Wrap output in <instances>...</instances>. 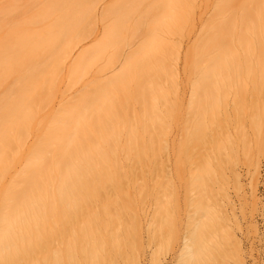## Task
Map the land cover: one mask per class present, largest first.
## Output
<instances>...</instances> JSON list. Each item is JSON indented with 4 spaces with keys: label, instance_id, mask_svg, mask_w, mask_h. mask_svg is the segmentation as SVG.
Segmentation results:
<instances>
[{
    "label": "rangeland",
    "instance_id": "obj_1",
    "mask_svg": "<svg viewBox=\"0 0 264 264\" xmlns=\"http://www.w3.org/2000/svg\"><path fill=\"white\" fill-rule=\"evenodd\" d=\"M72 1H74V0H72ZM72 1H70V2H72ZM76 1H80V0H76ZM76 1H75V3H76ZM86 1H88V0H86ZM242 1H244V0H242ZM261 1L259 4L264 5L263 4L264 0H261ZM30 2H33V0H0V6H3V8L4 7L8 8V10L6 11V8L3 9L2 7H0V9L2 11H5V15L3 13V17L1 16L0 19H3L2 21H5V23H8V24H11L13 22L14 23L18 22L20 24L22 23L24 25V28H26V26H27V29H25V30L21 29L22 32H21L20 28L17 27L20 30V32L24 34V36L30 35V32L33 31V29L35 30V32H37V30L40 29L41 26L44 27L45 24L47 23V22L41 23V19H37V18L35 19L34 15H33V12H36V11H39L38 15L43 14L42 12L44 11V8L48 7V5L46 6L47 0H34V2L32 3L34 10H32V5ZM59 2H61V0H59ZM170 2H171V0H90L87 2L89 7H90L89 11L87 10L86 6H88V5L86 2H85L86 6L82 5L83 6L82 8H80V6H78L81 9V10L80 9L78 10L80 13H81L82 9H86L84 11H86V12L88 11V12L86 13V15L81 14L82 19L79 15V17H80V18H78L79 21L77 20V17H76L77 25H76V22L74 19V22L76 25L75 30L77 29V27L79 28V30L75 31V30L71 29L74 32L72 31V33H69L68 34L69 36L66 35V37L68 36L67 38H69V41L66 44L69 45L71 43L69 48L66 49L67 51H65V49H63L64 46L67 47L66 44L64 43L67 40V38L65 36L61 38L60 42L57 45L55 44L56 49L52 46L53 50H52V48H50V46H49V48L47 46V45L53 44L51 41H49V38L51 37L50 38L51 40H52V38L56 39V38H58L57 36H59V34L55 36L56 38L54 36L49 37V34H48V41H47V39L44 40V41H46V43H44V41H43V43H41L39 41L42 45L47 44L48 42L52 43V44L48 43L46 46L48 49H51L52 51H54V49L57 51V52L55 51V53H57V55L55 54L56 57L58 56V52H61L59 54L61 56L60 57L58 56L61 59V61H60V63H58L59 65L57 67H54V69H57V73H52L51 72L52 69L51 68H50L51 70L47 69L48 67H46V66H47V64L50 65V63H51L50 59L53 58V53H52V51L48 52L47 48L46 49H45V47L43 48L46 50L45 53L48 52V54H46L47 56L50 53L52 54V55L50 54V56L52 58L48 57L50 60V63L44 64L45 68L47 70H50V71H47L46 73L41 72V74L39 75L40 78L37 77V81H39V79H41L43 77V75L46 74V76L52 78V80H53L52 82L54 83L53 88H52V84L50 83L51 85L49 84V86L51 88L47 87V89H44V90H49L48 92H45V93L50 92L49 93L50 96L49 95L46 96L44 93V96L49 97V98H47V99H43L44 97L38 98L39 95L36 97V98H38L37 99L38 105L36 103H34L33 98L31 99V100H33V102L31 100L28 101L23 95L22 99L25 100L24 106L30 107V106L26 105L27 102L30 105H33V103L36 104L35 106L30 107V109H31L30 111L28 109H26V107H25L26 110L23 111L25 113H28V116H29L30 112H33L35 109H37V112H34L35 115L32 116L30 114L32 118H29L30 116L29 117L26 116V117H28L27 118L28 121L24 120L26 118L25 116H24V119H22V120H24L25 123L28 122L29 125L32 124L31 127H33L34 129L33 128L31 129V127L29 126L30 127L29 129H31V130H28V132H25L26 135H25V133L23 134V135H25V137L23 138L24 139V142H23L24 147L21 146L23 139L21 140V138L19 137L21 141L20 142L17 141V142L21 143V145L18 147L19 148L22 147L23 149L21 148L17 152V154H15L16 158L13 157L14 161L12 160L13 161L12 163H10V162H9L10 164L8 163L9 166L6 169L7 171L5 170L6 167H4V170H3L4 172H0V189L2 190V192H3V189H5V187H3V186L9 185L10 190L6 186L5 191L7 192L9 190L8 193H11L14 195L17 194V190L21 188L22 181H23V180L20 181L21 180L20 177H19L20 180L19 179L17 180V177H18L17 175H19L21 173L20 171L22 170L23 166H24L23 170L25 172L26 165H27V164L24 165L23 159H26V161L29 160L28 156L31 153V148L32 149L34 148L33 145H35V143L38 146V142H36V141L38 140L40 135L44 134L43 132L41 133V131L45 130L47 132V130H50V129H46L47 128L46 125L48 126V128H50L52 124H54V123L56 124V122H59V121H56L54 123H51L50 120L51 119L53 121L56 120V118L54 119L53 115H55L58 112L60 113L63 107H65L68 104L70 105V103L71 102L73 103V101H76L78 98H80L79 96L83 95V93H86L85 97L89 98V95L87 96L86 91H88L89 94L92 91L94 93V91L98 89L97 85L104 87V89H105L106 85L104 83H106L108 80L110 82L108 81L107 83L111 84L113 82L112 85H114V83L116 85L117 84L120 85L121 83H125V84H123L124 85L123 88L125 87V85H127L126 87L129 88L128 90L132 91L133 94H135L137 92V93H140V95H141V93H143L142 95L144 96V92H142L143 87L148 89L149 91L146 89H143L144 91L146 90L147 92L146 91L145 92L149 94V96H148V94L145 93L146 95L144 96V98L146 97L147 99H144L143 97H138L140 95H138L136 93L135 97H133L131 95L133 98H130V100L125 102V103H123V101H125L129 97L125 98V100L123 98V101H121L122 98H119L120 95L118 97V95H116L117 93L115 94L119 98V100L117 98L115 99V100H118L117 102L114 100V102H116V106H117L116 112L118 111L120 113L119 114L120 117H121V115L124 117V120L126 121L125 123H124V121L122 122V120H121L122 118L119 119L120 120V123H119V121L117 120L119 118V116L115 115L118 112L117 113L116 112L111 113L112 112L111 106L109 107V109H107V107H106L109 104L105 103V102H107V101L109 102L108 99H110L112 96L110 98H108L109 95L106 94L107 99L104 98V99H106V101L105 100H104L105 102L103 101L105 103L104 108L106 107V109L108 110V112H106V113H109V111H110V113L113 114V116H111V117H113L115 119L113 121L116 124H117L116 120L118 121L120 126H119V124H117V126H119V128H121L120 130L124 129V127H125L124 124H126V128H127V126H131L130 128H133L134 132H136L134 130L136 128L137 129L136 133H133L131 131L129 133L132 136H133V134L139 135L140 139H144L147 142L144 141L145 142L144 143L143 141H141V142H143L141 144H144V145L146 144L145 146H142L139 143L140 139L138 141L133 140L135 138L137 139L138 136L132 137L133 139H131V136H130V140L137 142V144L139 143L138 149L139 150L141 149L140 151H142L143 152L142 154H144L142 157L140 156V154H138L141 157V159L135 158L136 156L133 153V151L135 149H133L131 151L132 152L131 154L127 151V149L125 150L126 147H131V146H127L129 144V142H131V141H129V139L125 137L126 135H124L125 133H127V134H129V133L126 132V130H125V132L122 133L123 137H121V138L119 137V135L123 131L118 133L119 139H118L117 143H119L121 148L123 147L122 149L127 151L130 154V156H128L124 150L123 151L121 150V152H120V150H118L119 153L117 154L115 149H119V148H116L118 146L116 144L115 149L113 148L114 149V155L117 154L115 159H117V163H118L117 165H118L119 169L121 167V170L118 172V175L117 174H115V175H117L118 178L120 179L121 185L119 183L117 186L120 185V187L117 188L116 187L117 183L114 184L115 186H113V185L110 186L109 183H111V182H108V184L104 187L105 190L104 191L102 190L103 192H105V195H108L110 197V199H112L113 201L117 200L116 202H118L117 203L118 205L113 204V205L108 206L109 205L108 204L107 205L108 207H106L107 211L109 212V213H107V215L110 213L115 215V217L117 215V217H116L117 219L115 218L114 222H112L113 221V220H111V217L113 216L112 215L109 219V220H111L112 223L111 224L108 223L107 224V225H109L108 227H106L107 225L103 226V227H106V229L102 227V225H103V223H102V225H100V227L102 229L98 230V228H99L98 227V228H96V230H98V231H96V230H94V227L96 225H94L93 231L89 230L90 234H91V239H93L92 238L93 236L98 238L99 234L105 235L102 237H104L106 241L107 240L111 241V240H113L112 238H115L117 242L115 240H114L115 242L114 241L113 242L118 244V245L116 244V246H118V249L115 247V245H113L114 243L112 241H111L113 243L112 245L110 242L105 243V244H107V247L105 248L104 251H103V248L100 249V250H102V252H100L99 249L95 247L96 249H98L96 251H98L102 254V255H99V256H101V257H99L100 260L98 259L99 262L97 259H95L96 257L92 258L94 254L93 255L91 254L92 257L90 256L89 258H86V259L92 258V261L93 260L96 261L97 264H190L188 262L191 261V260L189 261V260L185 259V256L187 254L190 255L189 254L190 252L189 253L185 252L186 255L184 254L185 256H183L180 254V249H179L180 242H181L180 234L182 233L181 232L182 231L181 230V217H182L181 214H182V208H183V207L181 208V206H182V203H181L182 202V199H181V183L184 180L183 179L184 173L189 174L192 171H194L196 174L203 175L204 169L207 165L204 162V156L202 155L203 151H204V146H206L204 144V138H201L202 136L200 138H198L200 136V133L193 132L192 133L193 135H191V136L193 137L195 135L194 133H196V135L198 137L196 138V136H195V139H192L191 137H189L190 136L189 130L192 128V127L190 128L191 124L193 126V122L195 121V116H197L194 114V112H195L194 108L197 109V106H198V110H197L198 112H199V110L204 111V110H201V108L205 102L203 104L199 103L198 101H196V98L198 99L201 96H203V98H205L204 97L205 95H203L207 92V91L206 92L204 91L205 87H206L205 89H208V92L212 93V90L209 89L210 86H208L209 85L208 83H207L208 85H206L204 83L202 86V87H204L203 91L205 93L201 92L202 91V88H201V85H202L201 81L202 80L197 79L198 75L195 76L196 78L193 77L194 76L193 73H195L194 69H197L198 66H197V68H195L196 67L194 65L195 63L193 64L191 62L194 59V54H195V58L198 59V54L196 53V51L199 52L202 49L199 50L197 48L198 49L197 50L195 48L196 49L195 50L194 47L197 43H199L198 41H199L200 37L204 36L205 38H207L205 36V33L202 34L203 30L205 28H209L211 24H212L211 28L213 26H215L212 22L217 20L216 18H218V15H217L218 11L216 10V7H215V11L217 12L216 13L217 16L215 18L214 17L215 12L213 10L214 9L213 5L215 4V0H182L179 3V6L177 7V9H178L181 6L180 7L181 9H178L180 11V13H178L177 9L173 10V8L171 6H174V5H169ZM250 2H252L251 4H253V1H250ZM258 2H259V0H258ZM34 3H35V5H34ZM48 3L50 4V2H48ZM63 3H64V1L62 2V4L59 3L60 8H61V6L65 5ZM66 3H67V1H66ZM247 3H249V2H247ZM254 3H256V2H254ZM171 4H174V3H171ZM231 4L233 5V3H231ZM26 5H28V8ZM69 5L71 6L72 4H69ZM74 5L75 4H73V6ZM77 5H79V4H77ZM10 6H13V8ZM234 6H237V5H234ZM234 6H232L231 8H233ZM251 6L252 5H250V7ZM255 6H257V5H255ZM25 7L27 8V10ZM84 7H86V8H84ZM67 8H69V7H67ZM75 8H73V9H75ZM145 9H148V11H149V9H150V11L153 10L152 14L150 13L151 15L146 16L148 11ZM171 9L173 12L177 11V15L176 16L174 15L175 17L173 16L175 18V20L172 18L174 21H172L169 18V16H172ZM258 9H260V8H258ZM30 10H32V11H30ZM65 10L66 9H62L60 11V13L62 14V11L64 12ZM144 10L146 11L145 12L146 14H144ZM245 10H246V8H245ZM84 11H83V13H84ZM240 11H242V10H240ZM65 12H64V15L68 16L71 11L70 12H69V10L67 11V12H69V14L67 12L65 14ZM243 12L244 11H242L241 14H238V12H237L238 16L239 15L243 16L244 19H242V17H241L242 22L246 20L245 16L242 15ZM255 12L260 13L257 11V9ZM44 13H46V12H44ZM232 13L235 14L236 12H232ZM245 13H246V11H245ZM250 13H251V11H250ZM252 13L254 15L253 11H252ZM260 14H258V15H260ZM38 15L36 14L35 16H38ZM245 15H247V13ZM63 16L60 15L57 19L61 20V17L64 19L69 18V17L65 18V16L64 17ZM71 16L73 17V13H71ZM261 16H259V17L261 18ZM31 17L32 18L34 17V18L31 19ZM39 17H41V16H39ZM44 17L48 18V20H47V18H44V20L46 19L47 21H49L51 19L50 16H48V15L47 16L45 15ZM246 18H248V17L246 16ZM57 19L52 18L50 20L51 22L54 20V25H53V23H52V25L56 26L58 24V26H56V27L59 29H60L61 25H64L63 30L65 31L66 30L65 29V26H66L65 22L66 21H64V19H62L64 22H62V20L57 22L56 21ZM80 19H81V21H80ZM235 19H237V18H235ZM36 20H37L38 24H37V22H35ZM44 20H42V21H44ZM70 20H72V19H70ZM262 20H263V18H262ZM72 21H70V22L72 23ZM253 21H254L253 19L251 22L246 21L247 22L246 27L248 26V28L249 27L251 28V26H252L251 23ZM78 22H80L79 23L80 26L78 25ZM216 22H218V21H216ZM236 22H237V26L235 25L234 19H233L232 23H234V25L236 27H238L239 25L243 26L245 23L244 22L243 25H242V23H240L238 25L239 19H238V21L236 20ZM40 23L44 24V25H41ZM48 23L51 24L50 22H48ZM114 23H117L119 25V26H117V27H119V29L114 33L112 32L114 34L116 44L114 45V47H112V46L110 47L107 43L106 46H109V48H113V49L110 50L109 48H107L106 50L103 51V49L106 47V46L104 47V44L108 40V38H106V37H107L108 33L111 32V29L114 26V25L112 26V24H114ZM255 23H256V21H255ZM259 23L261 24L262 21L261 22L259 21ZM67 25H69V23H67ZM234 25H232V27ZM263 25H264V23H263ZM13 26H14V24H13ZM13 26H11V27H13ZM18 26H20V25H18ZM34 26H36L37 29ZM229 26H231V24ZM3 27H2V29L4 30L3 33H5V31H6L5 29H7V28H3ZM8 27L11 28L10 25ZM71 27L74 28V26H72V24H71V26L69 25V28H71ZM246 27H244V28L247 29ZM254 27H256V26H254ZM21 28H23V26ZM28 28L31 29L29 34L26 33L27 30L29 31ZM234 28H232V29H234ZM250 28L247 29L246 32H249V30H251ZM256 28L259 30V33L261 35H258L259 33L258 34L255 33V34H257V36H259V37L261 36L260 38H262V41H264V39L262 37L263 31L260 30L261 28H263V26L259 27L260 29L258 27H256ZM41 29H43V28H41ZM212 29H215V28L213 27ZM227 29H228V27H227ZM12 30H13V28H12ZM19 30H18V33H19ZM50 30H51V28L48 31L47 30H44V31L41 30V31L45 32V34L47 32H49V33H52L50 35H54L55 33L53 34V32H52L53 29L51 30V32H50ZM109 30H110V32H109ZM207 30H206V32H207ZM252 30L254 31V29H252ZM69 31H66L65 33H68ZM227 31H229V30H227ZM11 32H13V31H11ZM54 32H58V31H54ZM204 32H205V30H204ZM16 33H15V36H17V37L22 35L21 33H19V34L17 33V35H16ZM60 33H62V32H60ZM228 33H230V32H228ZM249 33L254 34V32H249ZM9 34H11V33H9ZM32 34L30 35L31 37H32ZM35 34L37 35V33H35ZM255 34H254V36L257 37ZM112 35L109 34L108 36L112 37ZM227 35H229V34H227ZM227 35H226V37L228 38ZM230 35L235 37L234 33H233V35H232V33ZM10 36L12 37V34ZM24 36H22V37H24ZM33 36H35V35L33 34ZM40 36H41V34H40ZM231 36H230V38H231ZM254 36L253 37L251 36L253 38L252 41H254V43L251 42V39H249L248 41H250V42H248L246 40L248 37L246 36L247 38L245 39V35L241 37V39H240L241 41H239V42H241V46L246 45L247 47H251V48L253 47V45H255V48H254L255 53H253L255 56L258 54L257 51H259V50H257L258 47L261 48L262 46H258V45L256 46V44H255L256 38H254ZM4 37H7V36H4ZM8 37H9V35H8ZM14 37H12V38H14ZM17 37L14 38L15 40L18 41L17 43H19V41H21L25 38V37L24 38L20 37L18 39H21V40H18ZM31 37L29 39H31ZM259 37H257V38L260 39ZM65 38H66V40H65ZM105 38L107 39L106 41H105ZM1 39H3V35H1ZM14 39H12L11 41H14L12 43L15 46L16 41ZM54 39H53V42L56 43V40H58V39H56L55 41H54ZM110 40H112V39H110ZM113 41H114V39H113ZM147 41L150 43L148 45H151L152 48H153V46L156 47L154 50L155 53L153 52L154 55L152 54V58H153V60L157 61L156 62L157 63V69H156V71L152 70V72H151V70H149L148 66L145 65V62H146L145 60L149 59V58H146V59L143 58L142 59V57H141L144 54L146 55L147 50L150 51L149 46H148V48H147V46L145 47V45H146L145 43ZM3 42H4V40H3ZM61 42L65 45H63ZM111 42L109 41L110 45H111ZM143 42H145V43H143ZM201 42H203V41H201ZM7 43H8V46L11 48V45H9V42H7ZM262 43L263 42H260V44H262ZM41 44H39L40 47H41ZM217 44H218V42H217ZM262 45L264 46V44H262ZM62 46H63V48H62ZM246 46H245V48H246ZM3 47L5 48L4 45H3ZM3 47H1V49L3 50L2 53L4 52V50H6V51L9 50L7 48L4 49ZM21 47H22V45H21ZM203 47H204V45H203ZM205 47H206V44H205ZM222 47L224 49H227V48H225V45H223ZM239 47L236 48V50L237 49L239 50V51L237 50L238 53L243 52V51H241V47H240V49H239ZM231 48H233L232 49L233 51L235 50L234 47H230V49ZM13 49L17 50V47L16 48L13 47ZM13 49H11V50H13ZM41 49H39V51H41ZM261 49H264V47H262ZM204 50H206V49H204ZM44 51H42V52L44 53ZM249 51H250V48L248 49V52ZM262 51H264V50H262ZM104 52H105V54L102 55V53H104ZM9 53H11L10 50H9ZM13 53H15V52H13ZM238 53L236 52V54H238ZM250 53H252V52H250ZM250 53L248 54L249 56H250ZM41 55H44V54H40V56ZM46 55H44V57ZM0 56H2L1 50H0ZM3 56L6 57L5 54ZM34 56H36V54L33 55V57ZM8 57H9V55H8ZM31 57L29 56L30 59H31ZM139 57H141V59L144 61V65L150 71L149 73H151L149 76L150 78L147 80V75H144L145 73L143 74V71L147 72V74H148V70L147 71L145 70L147 68L144 65H143V67H140L142 72L140 71V69L137 71H140L141 75L142 76L144 75V77H145V81L140 82L141 79L143 80L144 78H139L142 76H140V74H138V72L136 71L137 74L139 75V77H137L138 75H136V77L138 78V80L140 79V81H138V82H140L141 84L144 82V84H142V89L139 88L140 83L139 84L137 83V85H138L137 86L136 84H134L135 82L129 80L131 75H130V77H128L129 81L125 80V82H124L122 80V79H125L124 75H126L129 71L123 75L122 79H120L121 78L120 76H122L121 73L126 72L125 67L127 66V64L130 62H131V64H133L134 63L133 60H135L136 58L139 59ZM251 57L252 56H250L249 61H252V64H254L255 58L251 59ZM1 59H4V58H1ZM44 59H46V57ZM196 59H195V62H196ZM47 60H45V61L48 62L49 60L48 61ZM30 61H32V59ZM35 61H34V63H35ZM45 61H43V62H45ZM40 62H39V64H40ZM53 62L54 61H52V63ZM149 62H146V63H149ZM193 62H194V60H193ZM248 62H246V64ZM257 62L259 64V61H257ZM32 63L27 62V66H29ZM151 63H153V62L151 61ZM35 64H32V66L37 68L38 66H35ZM136 64L138 65L140 63L136 62L134 65H136ZM154 64H155V62H154ZM154 64H152V65L154 68H156V66H154ZM191 64L195 67L192 68ZM252 64L250 65V67H252L251 68V70H252L251 74L253 73L254 77L252 75H251L252 77L245 76V77H247V79H245L244 76L241 77L240 74H238L239 75L238 78L240 80V83H237V82L232 83V82H230L232 79H230L229 81L226 79L227 82L231 83V84L230 83H227V84H229V86H232V87L230 88V90H227V94H224V95H227L225 101L224 102L218 101V103H220V105L217 103V105H219L217 107H219V108L217 110L215 108L216 113L213 112L214 113V114L212 113L213 115L208 116L209 112H207L208 111L207 110L206 111L207 115L205 114L207 119L205 118L204 120H202L201 118H199V119H201L202 125L204 124V122H205V124H207L206 126H208V128L205 131H208V132H209L210 127L221 125L219 128L220 129L219 130L220 132L218 133L219 135L217 136L218 138H217V143H216V149H217L216 155H215L216 157L211 160V164H210L211 167L207 165V167L210 168V171L203 176L204 178H203V180L201 179L200 182L203 181V183H204V181L206 180L208 187L213 188V189H218L219 188L218 185L221 182L220 181L221 178H223L225 173H227V175H229V171L231 170V168L234 165H242L244 169H247V168L251 169V168H253V167H251L253 164L260 163V165H261L260 174H259V182L260 183L258 185V191H257L258 196L257 197L259 198V200L261 202L260 206H263L264 205V72L261 71L260 67H259L260 71H258L256 69L258 67L255 68V65H252ZM37 65H38V63H37ZM56 65L57 64L55 62V66ZM204 65L201 64V66H204ZM2 66L4 67L5 65L2 64ZM2 66H0V68H2ZM32 66L30 68H32ZM244 66H246V65L244 64ZM262 66H264V65H261V67ZM138 67H139V65H138ZM39 68H40V66H39ZM124 68H125V71H124ZM128 68L130 69V67H128ZM133 68H132V70H135V68L134 69ZM142 68H144V70H142ZM154 68H151V69H154ZM203 68H205V67H203ZM236 68L234 66L235 71H236ZM244 68L246 69V67H243V65L239 66L238 70L240 72L238 70L237 71L239 73H241V70L242 69L244 70ZM4 69L7 70V67L3 68V70ZM10 69L11 68H9V70ZM136 69H138V68H136ZM6 70H4L5 74L8 73V72H6ZM16 70H18V69H16ZM132 70H130V72ZM10 71H12V70H10ZM254 71H256V74H254ZM257 71L262 72V73L261 74L259 73V75H258ZM263 71H264V69H263ZM133 72L134 71H132V74H133ZM136 72H135V74H136ZM244 72H242V73H244ZM0 73L2 74L1 69H0ZM247 73L249 74V71ZM118 74H119V77L117 76ZM135 74L132 76L135 77ZM21 75H22V73H21ZM128 75L129 74H127V76ZM256 75H257V77H256ZM260 75H262L261 79L259 78ZM9 76H11V75H9ZM9 76H7L6 80L5 79L2 80L1 79L2 76H0V79H1L0 80V83H1L0 98L3 94H5L4 92L6 89H8V88L11 89V87H9V86H11L13 83L15 85H18L17 82L19 79H20V82L24 83L25 85L29 84L31 82L30 86L33 85L32 82H37V81H33L34 78L31 76H29L30 78L28 79V77H23V76L21 77L20 74H16V76L13 75V77L15 76L13 80H16V77H19V76L21 78H18L17 81L12 82L11 79L13 77L11 76V78H9ZM114 76H117V79H120V81L118 83L116 82L118 80H113ZM240 77L243 79H241ZM3 78H5V76H3ZM111 78H113V79L111 80ZM131 78H132V80H134L133 77H131ZM218 79H220V78L218 77ZM195 80H198L200 82L197 83V82H195ZM239 80L236 79L235 81H239ZM242 80H244V81H242ZM3 81H5V82H3ZM126 81L130 82V84H128ZM215 81H217L216 84L219 85L220 82L217 80V78ZM215 81H213L214 84H215ZM2 82H3V85H2ZM213 82H212V84H213ZM6 83H7V85H6ZM37 83H35V84H37ZM96 83H97V85H96ZM223 83H226L224 79H223L222 84ZM21 84H20V86H21ZM94 84L96 85V87L93 86ZM15 85H13L12 87H14ZM45 85L46 84H44V87H45ZM210 85H211V83H210ZM20 86H17V87H20ZM22 86H23V84H22ZM27 86H29V85H27ZM41 86H40V88H41ZM91 86H93L97 89L94 90L93 87L91 89H89ZM136 86L138 88H136ZM109 87H111V86H109ZM113 87L114 88H116V87L120 88L119 86H116V87L113 86ZM113 87H111L109 89L110 90L114 89ZM195 87H196V90H195ZM211 87L215 88L214 85ZM216 87H217V85H216ZM226 87H225L224 91L229 88L228 85ZM107 88H108V85H107ZM198 88H199L198 91L202 93V94L199 93V96L201 94L200 97L197 95L198 94V91H197ZM221 88H223V87L221 86ZM240 88H242V89H240ZM14 89L16 90V87ZM17 89H19V88H17ZM28 89H27V91H28ZM42 89H43V87H42ZM101 89H103V88H101ZM101 89H98V91ZM137 89H139V90L141 89V92H139ZM8 90L6 93L7 96H8ZM13 90H12V92H9V93H13L14 92ZM20 90H21V88H20ZM25 90H24V92H25ZM106 90H108V89H106ZM114 90H116V89H114ZM216 90L217 89H215V91ZM234 90L235 91L237 90V91L235 92ZM30 91H31V88H30ZM98 91H97V93H98ZM120 91L118 90V93ZM127 91H125V92H127ZM195 91H197V92H195ZM32 92L33 91L30 92L32 94V96L31 95L30 96L35 97V95H33ZM37 92H38V90H37ZM40 92L42 93L44 91H40ZM97 93L96 94L94 93V95L93 94L92 95L95 97H97L98 95L100 96V94L97 95ZM106 93H107V91H106ZM195 93H197V94H195ZM18 94L19 93H17V96H18ZM25 94H26L25 96H27V93H25ZM104 94L105 93L103 91L102 96L98 97L97 99H95V97H92V95H91L92 100L91 99L90 100L91 101H93L94 99L99 100L101 97L106 96ZM111 94H113V93L110 91V95ZM122 94H124V93H122ZM14 95H16V94H14ZM206 95H207V93H206ZM13 96L12 97L10 96L12 99L15 98L13 101H15L16 99L18 100L17 97H13ZM40 96H41V94H40ZM164 96H165V98H164ZM8 97H5V98L8 99ZM124 97H125V94H124ZM5 98H4V100H5ZM36 98H34V99L36 100ZM113 98H115V97H112V100H113ZM206 98H207V96H206ZM139 99L143 102H141ZM1 100H2V98H1ZM4 100H2V101H4ZM95 100H94V102L91 103L92 105H94V107H96L95 103L98 102ZM101 100H103V98H101L100 101L97 103V104L100 103V105L97 106L96 108H93V106L90 104L92 107V111L88 110L89 108H91V107H89L86 110V111H88L86 114H90L89 112L96 111L95 109H98V110L100 109L99 112L105 114L106 109L102 108L104 112H102V109H101V105L103 104V102L101 104ZM203 100L204 99H202V101ZM146 102H148L147 103L148 105H145ZM196 102L202 105L201 108H200V105H196V106L193 105ZM109 103H113V101L111 102V100H110ZM143 103H145V104H143ZM73 104L70 106H73ZM24 106L22 107V109L24 108ZM235 106L240 107V110L238 108L239 111L237 113H232V109H235L234 108ZM146 107H148V108L146 109ZM192 107H193L194 111H192V109H191ZM204 107H205V105H204ZM66 108H67V106H66ZM71 108H69V109H71ZM9 109L10 110H8V108H6V107H4L3 109H0V117L3 118L0 120V126L2 125V122H4V120L10 119V118L13 119V117H16L15 119L17 120L20 117L21 114H18L17 112H15V113H17V114H15L14 110H11V108H9ZM115 109L113 111H115ZM63 110H65V109H63ZM25 113L24 114L22 113V114L25 115ZM202 113L204 114V112H202ZM202 113H201V115H202ZM86 114L83 115V120L85 118H87L85 116ZM93 114L95 117V113H93ZM18 115H19V117L17 118ZM105 115L107 116L108 114H105ZM228 115H229V118H227ZM90 116H93L92 113L90 114ZM94 117H93V119H94ZM102 117H104V116H102ZM115 117H118V118L116 119ZM201 117H203V116H201ZM95 118H97V116ZM110 118H108V119H110ZM113 118H111V119H113ZM12 119H10V120H12ZM15 119L11 122L15 123ZM57 119H58V116H57ZM97 119H96V122L98 121ZM199 119H197V120H199ZM105 121H106V118H105ZM24 122L17 123V121H16L15 124L14 123L11 124L10 122L9 123L11 125H18V124H22ZM84 122H85V124H88L86 121H84ZM90 122H91V119H90ZM107 122L109 123V120ZM107 122L105 123L103 120L102 124H108ZM208 122H211V123H208ZM9 123H8V125H9ZM92 123H93V121H92ZM115 123L113 125H115ZM96 124L93 125L94 127L92 130L97 128L98 122ZM111 124H112V122H111ZM111 124H108L109 127H107V128L112 131V129H111L112 127L110 126ZM38 125L40 128H38ZM204 126H203V128H204ZM11 127L9 125V129H11L13 131V129ZM22 127H23V124H22ZM42 127H43V129H41ZM104 127H106V125H104ZM116 127L113 130H115ZM3 128L0 127V130L2 129V132L4 130ZM13 128H14V130L16 129L15 127H13ZM20 128H18V130L21 132ZM23 128H27V127L24 126ZM84 128H85V125H84ZM188 128H189V130H188ZM18 130H17V132L16 131L15 132L18 133ZM191 130H193V129H191ZM198 130H197V132H198ZM87 131L88 132H86V133H89L87 135H89L90 137L94 136V133H97L94 131H89V129H87ZM97 131H99V128H97ZM127 131H129V129ZM208 132H206V133H208ZM16 133L14 134V131H13L14 136L16 135ZM50 133H51V131H49V134ZM13 134H11V135L9 134V135L12 136ZM201 134H202V131H201ZM203 134L205 135V133H203ZM6 136L8 137V135H6ZM46 136H48V135H46ZM88 137H86V138H88ZM99 137L103 141L101 135ZM106 137H110V136H106ZM4 138H5V136H4ZM4 138L2 137L1 139H4ZM92 138L93 137H91V139ZM97 138L95 140L94 139H92V140H94V142H95L97 140ZM103 138H104V135H103ZM9 139H10V137H9ZM14 139H16V137H14ZM18 139H16V140H18ZM91 139H89V141H91ZM127 139L129 141L128 143L126 142ZM108 140H111V138L107 139L106 141H108ZM1 141H3V140H0V143H2ZM7 141L9 142L10 140H7ZM112 141H114V143L116 142L115 140H111L110 143ZM4 142H6V139H4ZM4 142L2 143L3 146L5 145ZM7 143H6V145H7ZM18 143H15V144H18ZM10 144H11V146L13 145L11 142H10ZM102 144H104V142ZM108 144L109 143H107V145H105V146L106 147L109 146ZM113 145L114 144L112 142L111 146L113 147ZM130 145H131V143H130ZM136 145L135 146L133 145V146L136 147ZM5 146H4V148L10 147V146L5 147ZM0 147L2 148V146H0ZM16 147H15V149H17ZM1 148H0V150H1ZM35 148H36V146H35ZM110 148L111 147L109 146L108 149H110ZM2 150H3V148H2ZM2 150L0 152H2ZM9 150H11V149L9 148ZM111 151H113L112 148H111ZM135 151H137V149ZM140 151H137V152L141 153ZM6 152H7V150H6ZM11 152H13V150ZM11 152H9V153H11ZM115 152H116V154H115ZM12 154H8V155H12ZM110 154L112 155L113 153H110ZM132 154L134 156L133 158L131 156ZM138 155H137V157H138ZM2 157H4V156H2ZM9 158H12V157L10 156ZM115 159L113 158V161ZM2 160L7 161L8 159L6 157V159L2 158ZM9 161H10V159H9ZM194 161H196L198 167L196 168V170L195 169L191 170L192 163ZM5 163L3 161L4 165L7 164V163L6 164ZM113 164H114V162H113ZM219 165H221L222 168H220ZM1 167H3V166H1ZM111 167H112V165H111ZM115 167H116V169L118 168L117 166H115ZM111 169H109V170H111ZM114 170H113V173L116 172ZM24 172H22V173H24ZM20 175H22V174H20ZM190 176H191V174L188 175V181H191ZM13 178H14V180H12ZM13 182H14V185L16 184V186L17 187L19 186L20 188L13 186V184H12ZM248 182L250 183V179L248 176L242 177V181H241V183L243 185L242 190L247 192V196L251 198V196L249 194L250 193V190H249L250 186H248L250 184ZM12 186L16 187L17 189H14ZM228 187L230 188L229 190L231 192H233L234 186H233L232 178L229 179ZM11 189L13 191H11ZM14 190H16V191H14ZM198 190H199L198 198L200 199V202H201L199 208L206 215L204 220L207 222V224L210 222V220L215 222V220L218 219L216 217L217 216V214L215 213L216 211L213 209L211 212H209V210H211V209L206 207V204H205L206 202H204V200H205L204 199L205 198L204 186H202ZM103 192H101V193H103ZM231 194L234 195V192ZM108 196H106L107 199H108ZM3 197H4V193H3ZM2 200L4 201V198L3 199L1 198L0 202ZM96 200L92 204L87 206L86 212L90 215L89 217H92L93 215L97 214L96 218L98 219V217H99L98 214L100 213L99 211L101 210L100 209L101 208L100 207V201L101 200L100 201H98V199H96ZM110 201L111 200H109L108 203ZM112 202H111V204H112ZM202 202H203V204H202ZM252 202L253 201H251L250 199H248V201H247L248 204L246 205V208H245V213L247 216H249L250 212L253 211V209L251 207ZM102 203L104 204V201ZM103 204H102V206H103ZM0 205H1V203H0ZM104 206H105V204H104ZM115 206L116 207L119 206V207L116 208ZM115 208H116V210H115ZM84 211H85V209H84ZM83 218L84 217H81V219H83ZM81 219H79V220H81ZM85 219H87V218H84V220ZM93 219H95L94 216H93ZM103 219L104 218H102V221H104ZM107 220H108V218H107ZM76 221H77V219H76ZM83 222L84 221H82V223ZM86 222H87V220H86ZM86 222L81 224V222H78V221L75 223H71V221H70V222H67L68 224H65L63 222L64 224H61V223L57 224L56 223L53 225L51 223L50 229H54L56 235L53 234L52 237L49 239L46 238V237H48L49 234H51L48 232L50 230L49 226H47V224L45 223V226H44L45 228L42 227L43 228L42 230L46 229L45 232H48V233L45 234V232H44L42 234L41 226H43V224L39 225V228H38L39 231L41 232L42 235L45 234V237L39 236V238H41V239L45 238L42 240L40 239L41 243L39 242L40 240H38L39 244H41V246H40L41 248H39V246H38L39 244L38 245L36 244L39 249L37 250V248L34 247L36 249L35 250L32 247L34 242L32 244H27L28 245L27 247H30L31 250L33 249V251H30V249L28 248L29 249L28 254L24 255L22 253L20 255L21 256L20 258L17 257V260L14 258L15 261L12 264H48V262L50 261L49 256H48L50 252L47 253L48 250H50L51 252H54L53 253V254H55L54 258L56 257V253H58V254L62 253V255H63L62 257H64V258H60L61 256H59V262H61L62 261L61 259H63V261L65 260V262L63 263V261H62V263L68 264V262L70 260L68 262H66L67 257L65 256L66 254L64 252H65V249L68 248L67 247L69 244L68 242L71 243L70 245H72L74 243V242L72 243V241H70L69 238H70V236H72V233L74 235V230L76 231L80 227H82L84 224L86 225ZM244 222H245V225H244L245 227H244V233L242 234V236L238 235L240 233L237 231V229L235 231V228H233L234 230L231 228L233 231L224 229V230H222V232H219V233L217 232V234H214L215 235L214 238H213L212 234H210L211 235L210 237H212V238H207L206 240L204 239L206 242H210V243L212 240L211 244L209 243L208 246L206 245V247H211V249H212V250H210L211 252H209L211 257L203 256V257H206L209 259L211 258V260L208 262L209 264H264V221L262 220V218H260V220H258L257 223L253 224V225L250 222L249 223L246 221H244ZM99 223L100 222H98V224L97 223L96 224L99 226ZM21 224H23V223H21ZM27 224L28 223H26V226L29 227L30 224L29 225H27ZM24 225L25 224H23L22 226H24ZM88 225L90 226L89 228H91L93 226V225L91 226L89 223H88ZM31 226H32V224H31ZM31 228H33V227H31ZM86 228H87V225H86ZM26 229H28V228H26ZM58 229L62 232H60V231L58 232ZM71 231H73V232H71ZM86 231H87V229H86ZM28 233H32V232L29 231ZM235 233H236V235H235ZM75 235L76 236L78 235L77 236L78 238L75 236L77 239H80L79 237L82 236V235L79 236L80 235L79 233H75ZM232 236H235L236 238L240 237L242 242L240 241L241 246L239 245V248L241 249V251H239L240 249H237L238 247L236 248V246H238L237 245L238 243L234 244L235 239L233 240ZM72 237H74V236H72ZM88 237L89 236H87V239H88ZM102 237L100 238L101 240H99L100 242L102 241ZM206 237L207 236L202 237V238H206ZM91 239L89 238V241H85V240L84 241L90 242ZM82 240L83 239H81V241ZM105 240H103L102 243ZM74 241H76V239ZM81 241H79V242H81ZM36 242H37V240H36ZM85 242H84V244H85ZM100 242H99V245L101 244ZM93 243L98 245L96 243V241ZM235 243H236V241H235ZM75 244H77V243H75ZM105 244L103 243L102 247H104ZM119 244H120V246H119ZM205 244H207V243H205ZM70 245H69V247H70ZM77 245H75V247L76 246L77 247L74 250L78 249L79 243ZM81 245H80V247H81ZM96 245H94V246H96ZM202 246H203V244H202ZM95 248H93V250ZM204 248H205V245H204L203 249ZM208 249H210V248H208ZM68 250H70V249H68ZM187 250L193 252L192 250H189V249H187ZM203 251L205 253L206 248ZM203 251H202V253H203ZM207 251H209V250H207ZM66 253H67V251H66ZM77 254L78 253H76V256H77ZM95 254H97V253H95ZM51 255H52V253H51ZM80 255H82V253ZM195 255H193V256L195 257ZM204 255H206V253ZM190 256H192V255H190ZM72 257H75V256H72ZM42 258H43V260H42ZM52 258H53V256H51V260H52ZM57 259H58V257H57ZM77 259H79V262L80 261L84 262L86 260V259L80 260V256H79V258L77 256ZM191 259H192V257H191ZM209 259H206V260H209ZM56 261L58 262V260H56ZM73 261H74V259H73ZM86 261L88 264L89 260H86ZM193 261L194 260H192V263H193ZM51 262L52 261H50L49 264ZM55 262L53 264H55ZM59 262H58V264H61Z\"/></svg>",
    "mask_w": 264,
    "mask_h": 264
},
{
    "label": "bare ground",
    "instance_id": "obj_2",
    "mask_svg": "<svg viewBox=\"0 0 264 264\" xmlns=\"http://www.w3.org/2000/svg\"><path fill=\"white\" fill-rule=\"evenodd\" d=\"M64 1V3L63 4H65V5H63V6H61V8H60V4L59 3H61L62 4V2ZM66 1H67V3H66ZM61 0V2H59V0H47V4H46V6L48 5V7H45L44 8V11L41 13L42 15H38L39 13V11H36V12H33V15H34V17H35V19L37 18V19H41V23H48V22H50L51 24H47L50 28H51V30H52V32H53V34L54 35H50V34H52V33H49V32H47L46 34H45V32H43L44 30H49L50 28L45 24V26L43 27V26H41V28H43V29H41L40 27V29H38L37 30V32H35V30L33 29V31H31V29H29V31L27 30L26 31V33H28L29 34V32L31 31L35 36H33V34L30 32V35L32 34V37L30 36V35H25L24 36V34L23 33H21L22 32V30H25V29H27V26H26V28H24V25L21 23H11V24H8V23H5V21H2L3 19H0L1 21V23H0V50H1V54H2V56H0V64L2 63V64H4L5 66L3 67L2 66V64L0 65V66H2V68H0L1 69V72H2V74L0 73V76H2L1 77V79L3 80V79H5L6 80V78H7V76H9V75H11L12 77H13V75H15L16 76V74H20V76L22 77H28V79L30 78L29 76H31V77H33L34 78V80L33 81H37V77L38 78H40L39 77V75L41 74V72L43 73V72H47V71H50L51 69H52V73H57V69H54V67H57L59 64L58 63H60V61H61V59L59 58L61 55H59L61 52H58V56L56 57V55H57V53H55V49H56V45L60 42V40H61V38L62 37H66V35H68L69 33H72V31L73 30H75V28H76V25H77V20L79 21V19L78 18H80L81 17V19H82V15L81 14H84V15H86V13L90 10V7H89V5H88V1H90V0H88V1H86V0H80V1H76V0H74V1H72V0ZM70 1H72V2H70ZM75 1H76V3H75ZM173 1V2H172ZM182 0H171V2L169 3V5H174V6H171L172 8H173V10H176L177 9V7L179 6V3L181 2ZM217 1V2H216ZM247 0H244V1H242V0H215V4L213 5V10H214V12H215V14H214V17L216 18V16L218 15V18H216L217 20L216 21H218V22H216V21H213L212 23L215 25V26H213L215 29H212L211 28V26H212V24L210 25V27L209 28H205L204 30H205V32H204V30H203V33L202 34H204L205 33V36L207 37V38H205L204 36H202V37H200V39H199V43H197L196 45H195V47H194V49L196 48H198L199 50H201V51H196V53L198 54V59H196L195 58V54H194V62H193V60H192V62L191 63H195L194 65L196 66H193L192 64V68L193 67H195V68H197V66H198V68L197 69H194V71H195V73H193V77H195L196 75H198L197 76V79H201L202 81V85H201V88H202V91L201 92H203V93H205L206 91V93H207V95H206V93L205 94H203V95H205L204 97L205 98H203V96H201V92H199L198 90H199V88L197 89V91H198V94L197 93H195V94H197L198 96H199V93H201L200 94V98H196V101H198L199 103H204L203 104V106L201 105V104H199V103H195V104H193L194 106H196V105H200V108H201V106H202V108H201V110H204V111H200L199 110V112L197 111L198 110V106H197V109L196 108H194L195 109V112H194V114L195 115H197V116H195V121L193 122V126H192V124H191V126H190V128L191 129H193V130H189V128H188V130L190 131V136L189 137H191L192 139H195V136H196V138L198 137L197 135H196V133H200V136L198 137V138H200L201 136V138H204V144L206 145V146H204V151H203V156H204V162L208 165V166H210L211 167V160L213 159V158H215L216 156V143H217V136L219 135L218 133L220 132L219 130V128H220V126L221 125H217V126H212V127H210V129H209V132L208 131H205V130H207V128H208V126H206L207 124H205V122H204V124L202 125L201 124V119L202 120H204L205 118L207 119V117H206V115H207V112H209L208 113V116H211V115H213L214 113L213 112H215L216 113V111H215V108H216V110L219 108V107H217V106H219L220 105V103H218V101H220V102H224L225 101V99H226V97H227V95H224V94H227V90H230V88L232 87V86H229V84H227V83H230V82H237V83H240V80H239V78H238V74H240V76L241 77H243L244 76V78L245 79H247V77L248 76H250V77H254V75H253V73L251 74V68L252 67H250V65L252 64V61H249L250 60V56H252L251 57V59L253 58H255V61H254V64H252V65H255V68L256 67H258V68H256L258 71H260L259 70V67L261 68V71L262 72H264L263 71V67L264 66H262L261 67V65H264V51H262V50H264V49H261L262 47H264L262 44H264V41H262V38H260L259 36H257V34L259 33V30L256 28V27H261V26H263V28H259L260 30H262L263 32H262V34H263V39H264V25H263V21H264V5H262V4H259L260 3V1L261 0H259V2H258V0H248L247 2H249V3H247L246 2ZM250 1H253V4H251L252 2H250ZM33 2H34V0H33ZM33 2H30L31 3V5H32V3ZM48 2H50V4L48 3ZM74 2V3H73ZM87 3V5L88 6H86V3ZM178 2V3H177ZM254 2H258L257 4L256 3H254ZM262 2V1H261ZM85 3V4H84ZM171 3H174V4H171ZM231 3H233V5L231 4ZM28 4V3H27ZM69 4H72L71 6L69 5ZM73 4H75L74 6H73ZM77 4H79V5H77ZM228 4V5H227ZM230 4V5H229ZM252 5L251 7H250V5ZM257 5V6H255V5ZM263 4H264V2H263ZM34 5H35V3H34ZM86 6L87 7V12L86 11H84V10H86V9H82V11H81V13L78 11L80 8H82L83 6ZM177 5V6H176ZM216 5V6H215ZM234 5H237V6H234ZM260 5V6H259ZM27 6V8H28V5H26ZM78 6H80V8L78 7ZM232 6H234L233 8H231ZM0 7H2L3 8V6H0ZM10 7H12L13 8V6H10ZM35 7V6H34ZM67 7H69V8H67ZM76 7V8H75ZM78 7V8H77ZM86 7H84V8H86ZM176 7V8H175ZM181 7V6H180ZM178 8V9H181V8ZM215 7H216V10L218 11V13L215 11ZM236 7V8H235ZM239 7V8H238ZM253 7V8H252ZM6 7H4L3 9H5ZM18 8V7H17ZM26 8V7H25ZM27 8H26V10H27ZM71 8V9H70ZM73 8H75V9H73ZM231 8V9H230ZM242 8V9H241ZM245 8H246V10H245ZM252 8V9H251ZM257 9V11L258 12H262L261 14L260 13H257V12H255L256 11V9ZM258 8H260V9H258ZM10 9V8H9ZM30 9V8H29ZM47 9V10H46ZM62 9H66L65 11L67 12L68 10H69V12H70V14H69V12H67L69 15L67 16V15H64V12L62 11V14L60 13V11L62 10ZM177 9V11H178V13H180V11ZM238 9V10H237ZM8 10V8H6V11ZM32 10H34L33 9V5H32ZM32 10H30V11H32ZM81 10V9H80ZM145 10H147L148 11V9H145ZM144 10V14H146L145 11ZM231 10V11H230ZM233 10V11H232ZM240 10H242V11H244L243 13H242V15H244L245 16V21H243L242 22V19H244L243 18V16H238V14H241V12L242 11H240ZM83 11H84V13H83ZM149 11H150V9H149ZM147 12V15L146 16H149V15H151L152 14V12H153V10H151L150 12ZM177 11L175 12H173L172 11V9H171V14H172V16H169V18L172 20V21H174L175 20V16L177 15ZM245 11H246V13H247V15H245L246 13H245ZM250 11H251V13H252V11L254 12V15H253V13L251 14L250 13ZM44 12H46V13H44ZM66 12H65V14H66ZM78 12V13H77ZM232 12H236L235 14L234 13H232ZM237 12H238V14H237ZM240 12V13H239ZM3 13H4V15H5V11H2L1 9H0V17L2 16L3 17ZM7 13V12H6ZM35 13V14H34ZM71 13H73V17L71 16ZM77 13V14H76ZM151 13V14H150ZM216 13H217V15H216ZM256 13V14H255ZM38 15V16H35V15ZM75 14V15H74ZM170 14V15H171ZM237 14V15H236ZM258 14H260V15H258ZM8 15V14H7ZM46 15H48V16H50V18L52 19V18H58L60 15H64L65 16V18L66 17H69L70 19H72V20H70L69 18L67 19H64V18H62L61 17V20L62 19H64V21H66L65 22V24H66V26H65V31L63 30L64 29V25H59L60 26V29L59 28H57L56 26H58V24L56 25V26H53L54 25V20L51 22L50 20L49 21H47L48 20V18L47 17H44V16ZM79 15H80V17H79ZM175 15V16H174ZM249 15V16H248ZM262 15V16H261ZM32 16V15H31ZM39 16H41V17H39ZM63 16V17H64ZM71 16V17H70ZM174 16V17H173ZM239 18H238V17ZM246 16L248 17V18H246ZM259 16H261V18L259 17ZM33 17V18H34ZM39 17V18H38ZM76 17H77V20H76ZM237 18V19H235V18ZM241 17H242V19H241ZM32 17H31V19H33ZM43 18V19H42ZM44 18H47V20L45 19L44 20ZM174 20H173V19ZM250 18V19H249ZM262 18H263V20H262ZM74 19H75V22H76V25H75V22H74ZM81 19H80V21H81ZM233 19H234V23H235V25L237 26V22H236V20L238 21V19H239V22H238V25L240 24V23H242V25H243V23H244V27H246V21H252V19L254 20L252 23H251V30H249V32H254V34L255 33H257V34H255L257 37H259L260 39H258L257 37H255L254 36V34L253 33H249V32H246L247 31V29H249L248 28V26L246 27L247 29H245L243 26H238V27H236L235 25H234V23H232L233 22ZM241 19V20H240ZM248 19V20H247ZM42 20H44V21H42ZM61 20H56L57 22H59V21H61ZM170 20V21H171ZM63 20H62V22H64ZM70 21H72V23L70 22ZM241 21V22H240ZM255 21H256V23H255ZM259 21L261 22L262 21V23L260 24L259 23ZM24 22V21H23ZM35 22H37V20L35 21ZM61 22V23H62ZM74 22V23H73ZM216 22V23H215ZM3 23V24H2ZM40 23V24H41ZM52 23H53V25H52ZM67 23H69V25L71 26V24H72V26H74V28H69V25H67ZM71 23V24H70ZM79 23L80 22H78V25H79ZM167 23V22H166ZM173 23V22H172ZM8 24V25H7ZM13 24H14V26H13ZM20 25V26H18V25ZM37 24H38V22H37ZM231 24V26H229ZM256 24V25H255ZM4 27H3V26ZM10 25V27L11 26H13V27H11V28H9L8 26ZM17 25V26H16ZM23 26V28H21L22 26ZM41 25H44V24H41ZM115 27H114V26ZM226 25V26H225ZM232 25H234L233 27H232ZM261 25V26H260ZM6 26V27H5ZM40 26V25H39ZM63 26V27H62ZM80 26V25H79ZM112 26H113V28L111 29V32H110V30H109V32L110 33H108V35L110 34V35H112L114 32H116L118 29H119V27H117V26H119L117 23H114V24H112ZM254 26H256V27H254ZM2 27L3 28H7V29H5L6 31H5V33H3V29H2ZM20 28V30H21V32H20V30L18 29V28ZM34 27H36V26H34ZM48 27V28H47ZM68 27V28H67ZM221 27V28H220ZM224 29H223V28ZM227 27H228V29H227ZM231 27V28H230ZM235 27V28H234ZM12 28H13V30H12ZM55 28V29H54ZM62 28V29H61ZM117 28V29H116ZM230 28V29H229ZM232 28H234V29H232ZM15 29V30H14ZM36 29H37V27H36ZM57 29V30H56ZM68 29V30H67ZM71 29H73V30H71ZM208 29V30H207ZM232 29V30H231ZM252 29H254V31L252 30ZM256 29V30H255ZM18 30H19V33H21L22 35L21 36H15V33L17 32L18 33ZM41 30H43V31H41ZM51 30H50V32H51ZM61 30V31H60ZM71 32H70V31ZM76 30H79V28L77 27V29ZM75 30V31H76ZM206 30H207V32H206ZM226 30V31H225ZM227 30H229V31H227ZM8 31V32H7ZM11 31H13V32H11ZM41 31V32H40ZM54 31H58V32H54ZM66 31H69L68 33H65ZM234 31V32H233ZM258 31V32H257ZM24 32V31H23ZM40 32V33H39ZM60 32H62V33H60ZM74 32V31H73ZM113 32V33H112ZM227 32V33H226ZM228 32H230V33H228ZM261 32V31H260ZM2 33V34H1ZM9 33H11L12 34V37H17V39L18 38H24L23 40H21V39H18V40H21V41H19V43H17L18 41L17 40H15L14 38H12L10 35L11 34H9ZM17 33H16V35H17ZM18 33V34H19ZM25 33V32H24ZM25 33V34H26ZM35 33H37V35L35 34ZM112 33V34H111ZM226 33V34H225ZM232 33V35H233V33L235 34L234 36L235 37H233V36H231L230 34ZM9 35V37H8V35ZM14 34V35H13ZM39 34V35H38ZM40 34H41V36H40ZM48 34H49V37L50 36H56V35H58L59 34V36H57L58 38H56V39H58V40H56V39H54V38H52V40L49 38V41H51L52 43H50V42H48V43H50V44H52V45H47V44H41V43H43V41L45 40V39H47V41H48ZM65 34V35H64ZM227 34H229V35H227ZM253 37L254 36V38H256V46L258 45V46H262L261 48L260 47H258V49L257 50H259V51H257V55H255L254 56V54L253 53H255L254 52V48H255V45H253V49L251 48V47H247L246 45H244V46H241V42H239V41H241L240 39H241V37L242 36H244L245 35V39L248 41L249 39H251V42L252 43H254V41H252V37L250 36V35ZM253 34V35H252ZM1 35H3V39H1ZM46 35V36H45ZM107 35V37L106 38H108V40L105 38V44H104V47L107 45V43H108V45L111 47H114V45L116 44V41H115V37H114V34L112 35V37L111 36H108ZM226 35L228 36V38L226 37ZM249 35V36H248ZM258 35H261L260 33L258 34ZM4 36H7V37H4ZM22 36H24V37H22ZM29 36V37H28ZM38 36V37H37ZM45 36V37H44ZM69 36V35H68ZM67 36V37H68ZM230 36H231V38H230ZM247 36V37H246ZM28 37V38H27ZM31 37V39H29ZM42 37V38H41ZM66 37V38H67ZM111 37V38H110ZM206 39H204V38ZM6 40H5V39ZM14 39L15 41H16V43H15V46L13 45V43L12 42H14V41H11L12 39ZM40 38V39H39ZM44 38V39H43ZM66 38H65V40H66ZM38 39V40H37ZM53 39H54V41L56 40V43H54L53 42ZM110 39H112V40H110ZM113 39H114V41H113ZM203 39V40H202ZM244 39V40H245ZM3 40H4V42H3ZM10 40V41H9ZM245 40V41H246ZM255 40V39H254ZM41 43H40V42ZM69 41V38H67V40L64 42L65 44L67 43ZM109 41L111 42V45H110V43H109ZM201 41H205L204 43L203 42H201ZM221 41V42H220ZM259 41V42H258ZM7 42H9V45H11V48L8 46V43ZM11 42V43H10ZM63 42V41H62ZM61 42V43H62ZM71 42V41H70ZM217 42H218V44H217ZM224 44H223V43ZM248 42H250V41H248ZM260 42H263L262 44H260ZM4 43V44H3ZM7 43V44H6ZM38 43V44H37ZM44 43H46V41H44ZM143 43H145V42H143ZM226 43V44H225ZM5 46V48H7V49H9L10 51H11V53H9V50L8 51H6V50H4V52L2 53V49H1V47H3V45ZM39 44H41V47L39 46ZM56 44V45H55ZM63 44V43H62ZM61 44V45H62ZM65 44H63V45H65ZM71 44V43H70ZM70 44L69 45H67L66 44V46L67 47H65L64 46V48H63V46H62V48L63 49H65V51H67L66 49H68L69 48V46H70ZM146 45H145V47L147 46V48H148V46L150 47V51L149 50H147V53H146V55L144 54L143 56H141L142 57V59L143 58H149V59H144L146 62H149V63H146L145 62V65L146 66H148V68H149V70H151V72H152V70L153 71H156V69H157V61L156 60H153V58H152V54H153V52H154V50H155V46H153V48L151 47V45H148V44H150L148 41L145 43ZM153 44V43H152ZM200 44V45H199ZM205 44H206V47H205ZM240 44V45H239ZM13 45V46H12ZM21 45H22V47H21ZM48 46V48H49V46H50V48H52V50H53V47L55 48L54 49V51H52L51 49H48L47 48V46ZM203 45H204V47H203ZM223 45H225V48H227V49H224L222 46ZM39 46V47H38ZM53 46V47H52ZM109 46H106L104 49H103V51L104 50H106L107 48H109ZM241 47V51H243V52H239L238 53V51L236 50V48H238V47ZM245 46H246V48H245ZM13 47H17V50H15V49H13ZM45 47V49L47 48V51L48 52H51L52 51V53H53V58L50 56V54L47 56L46 54H48V52L47 53H45L46 52V50L45 49H43ZM230 47H234L235 48V50L233 51L232 49L233 48H231L230 49ZM240 47H239V49H240ZM4 48V47H3ZM4 48V49H5ZM43 50H42V49ZM243 48V49H242ZM245 48V49H244ZM250 48V51L248 52V49ZM257 48V47H256ZM11 49H13V50H11ZM39 49H41V51H39ZM62 49V50H63ZM110 50H112L113 48H109ZM153 49V50H152ZM195 49V50H196ZM197 49V50H198ZM204 49H206V50H204ZM45 50V51H44ZM204 50V51H203ZM42 51H44V53L42 52ZM64 51V50H63ZM13 52H15V53H13ZM17 52V53H16ZM40 52V53H39ZM42 52V53H41ZM57 52V51H56ZM151 52V53H150ZM235 52V53H234ZM236 52L238 53V54H236ZM247 52V53H246ZM250 52H252V53H250ZM260 52V53H259ZM39 53V54H38ZM155 53V52H154ZM232 53V54H231ZM235 55H234V54ZM250 53V56L248 55ZM5 54V56L6 57H4L3 55ZM12 54V55H11ZM36 54V56L38 57H36V56H34L33 57V55H35ZM40 54H44V55H46L45 57H46V59H44L45 57H44V55H41L40 56ZM56 54V55H55ZM103 54H105V52L104 53H102V55ZM148 54V55H147ZM150 54V55H149ZM8 55H9V57H8ZM52 55V54H51ZM55 55V56H54ZM154 55V54H153ZM29 56L31 57V59H32V61H30L31 59L29 58ZM147 56V57H146ZM48 57H50V58H52V59H50L51 60V63H52V61H54L52 64L50 63V60H49V58ZM141 57H139V59L138 58H136L135 60H133L134 61V63L133 64H131V62L130 63H128L127 64V66L128 67H130V69L126 66L125 68H126V72H124V73H121L122 74V76H120L121 78L120 79H122V77H123V75L124 74H126L128 71L130 72V70H132V68L134 67L135 68V70H132V71H134L133 72V74H132V71L129 73H127V74H129L128 76H127V74L126 75H124V78L125 79H122L124 82H125V80H128V77H130V75H131V77H133L134 78V80H132V78L130 79L129 78V80L130 81H133V82H135L134 84H136L137 85V83L139 84L140 82H142V81H145V77H144V75H147V80L150 78L149 76H150V74L151 73H149L150 71L148 70V68L144 65V61L141 59ZM262 57V58H261ZM1 58H4V59H1ZM35 58V59H34ZM42 60H40V59ZM44 60H43V59ZM57 58V59H56ZM151 58V59H150ZM30 59V60H29ZM37 59V60H36ZM49 61H48V60ZM195 59H196V62H195ZM29 60V61H28ZM35 61V63H34V61ZM45 60H47L48 62H46ZM56 60V61H55ZM59 62H58V61ZM137 60V61H136ZM139 60V61H138ZM41 61V62H40ZM43 61H45V62H43ZM143 61V62H142ZM151 61L153 62V63H151ZM249 61V62H248ZM257 61H259V64H258V62ZM27 62H33L32 64H35V66H38L37 68L36 67H33L32 66V64H30L29 66H27ZM39 62H40V64H39ZM55 62H56V66H55ZM140 63V64H138L139 65V67H138V65L136 64V65H134L135 63ZM143 64H142V63ZM154 62H155V64H154ZM246 62H248L247 64H246ZM256 62V63H255ZM15 63V64H14ZM37 63H38V65H37ZM45 63H50V65L49 64H47V66L46 67H48L47 69H50V70H47L46 68H45V66H44V64ZM148 64V65H147ZM152 64H154V66H156V68H154L153 67V65ZM201 64H205L204 66H201ZM244 64L246 65V66H244ZM249 64V65H248ZM44 67H43V66ZM53 67H52V66ZM143 65L147 68V69H145L146 71L148 70V74H147V72H144L143 71V76L141 75V69H140V67H143ZM151 65V66H150ZM235 66V68H236V71L234 70V66ZM243 65V67H246V69L244 68V70L242 71L241 70V73L242 72H244L245 70V72L244 73H239L240 71L238 70V68H239V66H242ZM32 66V68H30ZM39 66H40V68H39ZM151 68H154V69H151ZM5 67H7V70L6 69H4V70H6V72H8V73H6L5 74V71L3 70V68H5ZM144 67V68H145ZM203 67H205V68H203ZM9 68H11L10 70H12V71H10L9 70ZM18 69V70H16V69ZM44 68V69H43ZM125 68H124V71H125ZM133 68V69H134ZM136 68H138V69H136ZM144 68H142V70H144ZM232 68V69H231ZM241 68V67H240ZM248 68V69H247ZM254 68V67H253ZM14 69V70H13ZM21 69V70H20ZM44 71H43V70ZM129 69V70H128ZM140 69V71H137V70H139ZM255 69V70H256ZM9 70V71H8ZM55 72H54V71ZM193 70V69H192ZM197 70V71H196ZM239 72H238V71ZM15 71V72H14ZM18 73H17V72ZM20 71V72H19ZM138 72V74H140V76H142V77H139V75L137 74V72ZM249 71V74L247 73ZM257 71V73H258V75H259V73L261 74L262 72H258ZM13 74H11V73ZM14 72V73H13ZM135 72H136V74H135ZM16 73V74H15ZM21 73H22V75H21ZM135 74V77L134 76H132V75H134ZM244 74V75H243ZM248 74V75H247ZM254 74H256V71H254ZM37 75V76H36ZM136 75H138L137 77H139V78H144L143 80L141 79V81H140V79L138 80V78L136 77ZM252 75V76H251ZM3 76H5V78H3ZM11 76H9V78H11ZM14 76V77H15ZM16 77V80H13L14 79V77L11 79L12 80V82L13 81H17L18 80V78H21V77ZM55 76V75H54ZM118 77H119V74L117 75ZM117 76H114L113 78H111V80L113 79V80H118V81H116L117 83L120 81V79H117ZM127 76V77H126ZM217 76V77H216ZM245 76H247V77H245ZM262 75H260V79L262 78L261 77ZM116 77V78H115ZM217 78V80L220 82H218L219 83V85L218 84H216L217 83V81H215L216 80V78ZM218 77L221 79H218ZM240 77V78H241ZM256 77H257V75H256ZM255 77V78H256ZM36 78V79H35ZM196 78V77H195ZM229 78V79H228ZM0 79V80H1ZM223 79L225 80V82L226 83H223L222 84V82H223ZM229 81L230 79H234L233 81L231 80L230 82H227V80ZM236 79H238L239 81H235ZM241 79H243V78H241ZM128 80V81H129ZM42 81V82H41ZM53 80H52V78L51 77H48V76H46V74H44L43 75V77L41 78V79H39V81H37V82H32L33 83V85L32 86H30L31 84V82L29 83V84H24V83H22V82H20V79L18 80V82H17V84L18 85H15L14 83L11 85V86H9V87H11V89L10 88H8V89H6L5 90V94H3L2 96H1V98H2V100H4V98L5 97H8V99H6L5 98V100L4 101H2L1 100V98H0V100L2 101H0L1 103V105H0V109H3L4 107H6V108H8V110H10L9 108H11V110H14V113L15 112H17L18 114H21L20 115V117H19V115L17 116V120L15 119L16 117H13V119L12 118H10V119H12V120H10V119H7V120H4V122H2V125L0 126L1 128H3L4 130H3V132H2V129L0 130V140H3V141H1L2 143L4 142V139H6V142H4L5 143V145H6V143L8 142L7 140H10L8 143H7V145L6 146H10L9 148L11 149V150H9V148H7L5 145V147L7 148H4V146H3V144L2 143H0V146H2V148H3V150H2V148H1V150H2V152H0V172H4L3 170H4V167H6L5 168V170L7 169V167L9 166L8 165V163L10 162V163H12L13 161H14V159H13V157L14 158H16L15 157V154H17V152L22 148V147H24V145H23V142H24V137H25V135H26V133L25 132H28V130H31L33 127H31V125H29L28 124V122H24V120L25 121H28L27 120V118L29 117V118H32L31 117V115L33 116V115H35L34 114V112H37V109H35L33 112H30V114H29V116H28V113H25V112H23V111H25L26 109H28L29 111L31 110L30 109V107H32V106H35L36 104H37V99L38 98H43V99H47V98H49V97H46L47 95H49L50 96V92L49 93H45V92H48L49 90H44V89H47V87H50L49 86V84L51 83L52 84V88H53V82H52ZM109 81V80H108ZM107 81V82H108ZM138 81H140V82H138ZM213 81H215V84H214V82ZM222 81V82H221ZM242 81H244V80H242ZM3 82H5V81H3ZM3 82H2V85H3ZM11 82V83H12ZM55 82V81H54ZM104 83L105 85H106V88L104 89V87H101V86H98L97 85V83H96V85H97V88L98 89H101V88H103V89H101V90H99L98 91V89L97 88H95L96 87V85L94 84L93 86H95V87H93V86H91L89 89H91L92 87L94 88V90L95 89H97V90H95L94 91V93L96 94L97 93V91H98V93H97V95L98 94H100V96H102V94H103V91H104V95H106V94H108L109 95V97L108 98H110L111 96L112 97H115V98H113V100H112V97L110 98V99H108L109 100V102H110V100H111V102L113 101V103H109L108 101L107 102H105L106 101V97H107V95L105 96V97H101V98H103V100H101V104H102V102L104 101L105 103H108L109 105H107L106 107H107V109H109V107L111 106V113H114V112H116V110H117V106H116V102L119 100V98H122L121 99V101H123V98H124V100H125V98H127V97H129V98H127L125 101H123V103H125V102H127V101H129L130 100V98H133V97H135V94L137 93H135V94H133V92L132 91H130V90H128L129 88H127L126 86L127 85H125V87L123 88V84H125V83H121L120 85L119 84H115L114 83V85H112L113 84V82L111 83V84H109V83ZM110 82V81H109ZM127 82V81H126ZM195 82H200V81H198V80H195ZM212 82H213V84H212ZM9 83V82H8ZM23 84V86H22V84ZM35 83H37V84H35ZM128 84H130V82H127ZM206 84V85H208V86H210V88L209 89H211L212 90V93H210V92H208V89H205L204 87H202L203 86V84ZM208 83V84H207ZM210 83H211V85H210ZM20 84H21V86H20ZM44 84H46L45 85V87H44ZM48 84V85H47ZM50 84V85H51ZM142 84H144V82L142 83ZM142 84L140 83V86H139V88H141L142 89ZM222 84V85H221ZM226 84V85H225ZM231 84V83H230ZM6 85H7V83H6ZM13 85H15L14 87H12ZM27 85H29V86H27ZM35 85V86H34ZM42 85V86H41ZM107 85H108V88H107ZM197 85V84H196ZM215 86V88L213 87H211V86ZM216 85H217V87H216ZM224 85V86H223ZM228 85V89H226L225 91H224V89H225V87ZM0 86H1V83H0ZM17 86H20V87H17ZM26 88H25V87ZM40 86H41V88H40ZM109 86H111V87H113V86H119L120 88H118V87H116V88H114V89H116V90H114V89H109V88H111V87H109ZM138 86V85H137ZM136 86V88H138ZM221 86L223 87V88H221ZM16 87V90L14 89ZM24 87V88H23ZM35 87V88H34ZM39 87V88H38ZM42 87H43V89H42ZM100 87V88H99ZM14 90H13V89ZM17 88H19V89H17ZM20 88H21V90H20ZM29 88V89H28ZM30 88H31V91H33L32 93H33V95H35V97L33 96V97H31L32 96V94L30 93L31 91H30ZM51 88V87H50ZM122 88V89H121ZM200 88V89H201ZM203 88H204V91H203ZM227 88V87H226ZM25 90V92H24V90ZM27 89H28V91H27ZM33 89V90H32ZM106 89H108V90H106ZM126 89V90H125ZM141 89L139 90V89H137L139 92H141ZM143 89H146V88H144L143 87ZM142 89V92H144V96L146 95V94H148V93H146L147 91L146 90H148V89H146L145 91ZM215 89H217L216 91H215ZM240 89H242V88H240ZM7 90H8V96H7ZM12 90L14 91L13 93H9V92H12ZM18 90V91H17ZM35 90V91H34ZM37 90H38V92H37ZM52 90V89H51ZM103 90V91H102ZM107 91V93H106V91ZM118 90L120 91L119 93H118ZM123 90V91H122ZM127 91V92H125V91ZM195 90H196V87H195ZM23 91V92H22ZM40 91H44V92H40ZM91 91V90H90ZM110 91L113 93V94H111L110 95ZM116 91V92H115ZM131 93H130V92ZM149 91V90H148ZM197 91H195V92H197ZM235 91V90H234ZM233 91V92H234ZM237 91V90H236ZM235 91V92H236ZM29 92V93H28ZM87 92V96L89 95V98L88 97H85V94L86 93H83V95L82 96H79L80 98H78L76 101H73V103L71 102L70 103V105H72L73 104V106H70L69 104L68 105H66L67 106V108L69 107V108H71V109H67L66 108V106L65 107H63L62 108V110H61V112L59 113H56L55 115H53V117H54V119L56 118V120H50V122L51 123H54V122H56V121H59V122H56V124L54 123V124H52L51 125V127L50 128H48V126L46 125V129H50V130H47V132L45 131H41V133L43 132L44 134L43 135H40V137L38 138V140L36 141V142H38V146H37V144L35 143V145H33V149L31 148V153L29 154V156H28V158H29V160L28 161H26V159H23L24 161V165H26V169H25V172H24V166L22 167V170L20 171L21 173L20 174H22V175H17L16 177H17V180L19 179L20 180V178H21V180L20 181H22V186H21V188L18 186H16V184L14 185V182L12 183L13 184V186H16L17 188H20V189H18L17 190V194H11V193H8V191L10 190V187H9V185L7 186V185H5V186H3V187H5V189H6V186L9 188V190L6 192L5 191V189H3L2 187V189H3V192H2V190L0 189V197L3 199L4 198V201L2 200L0 203H1V205H0V264H12L14 261H15V259L17 260V257H21L20 255L23 253L24 255H26V254H28V250L30 249V251H33V249L31 250V248L30 247H27L28 245L27 244H32L33 242V245H32V247L34 248H37V250L39 249V248H41L40 246H41V244H39V242L41 243V240L42 239H45V238H39V236L41 237V236H44L45 237V234L46 233H51V234H49L48 235V237H46L47 239H49V238H51L52 237V235L54 234V235H56L55 234V231H54V229H50L51 228V226H50V224L52 223V225L53 224H58V223H61V224H68L67 222H70L71 221V223H75V222H81V224H83L84 222H86V220H87V222H86V225H87V228H86V225L84 226H82V227H80L78 230H74V235H73V233H72V236H74V237H72V236H70V238L72 239H70L69 238V240L70 241H72V245H70L71 243L70 242H68L67 244H68V248L67 249H65V256L68 258H66V262H68L69 260V262H68V264H87V261L86 260H89V262H88V264H97V262L96 261H92V258H95V259H99V257H101V256H99V255H102L100 252H102V250H100V249H102L103 248V251L105 250V248L107 247V244H105V243H107V242H110L111 243V245L116 241V239L115 238H112L113 240H111V241H109V240H105V238L104 237H102V236H105V235H100L99 234V236H98V238L97 237H95V236H93L92 238L93 239H91V234H90V231L89 230H91V231H93V227H94V225H96L95 227H94V230H96V228H98V230L99 229H102L101 227H100V225H102V223H103V225H102V227L104 226V225H107L108 223H112V222H114V220H115V218L117 217V215H116V217H115V215H113V214H108L107 215V213H109L108 211H107V208L106 207H108V206H110V205H118L117 203L118 202H116L117 200H112V199H110V197L108 196V195H105V192H103L105 189H104V187L108 184V182H111V183H109L110 184V186H115L114 184L115 183H117L116 184V187L118 188V187H120V185H121V181H120V179L118 178V172L121 170V167H120V169H119V167H118V163H117V159H115L116 158V156H117V154L119 153V151L118 150H120V152H121V150L123 151L124 149H122L121 148V146L119 145V143H117L118 142V133L119 132H121V131H123V132H121L120 133V135H119V137L121 138V137H123V134L122 133H124L125 132V130H126V132H133V133H136L137 132V129L135 128L134 130L136 131V132H134L133 131V128H130L131 126H127V128H126V124H124V129L123 130H120L121 128H119V126H120V118H122L121 120H122V122L124 121V123L126 122L125 120H124V117L121 115V117H120V113L118 112H116L117 114H115L116 116L118 115L119 116V118L118 117H115L118 121H119V123H118V121L116 120V122H117V124H119V126H117V124L113 121V120H115L113 117H111V116H113V114H111L110 113V111H109V113H106V112H108V110L106 109V107L104 108V102H103V106L101 105V109L102 108H104V109H106L105 110V114H108L107 116L104 114V113H101V112H99V110L98 109H95L96 111H94V112H89L90 114L92 113V115L93 116H90V114H86L88 111H86L89 107H91V103L92 102H94V100L95 99H97L98 97H100L99 95L97 96V97H95V96H93L94 95V93H93V91L89 94L88 93V91H86ZM101 92V93H100ZM124 93L125 94V97H124V94H122V93ZM229 92V91H228ZM17 93H19L18 94V96H17ZM25 93H27V96H25L26 94ZM41 94V96H40V94ZM44 93H45V95L46 96H44ZM117 93V94H116ZM128 93V94H127ZM146 93V94H145ZM210 93V94H209ZM214 93V94H213ZM11 94V95H10ZM14 94H16V95H14ZM93 94V95H92ZM118 95V97H119V95H120V97L118 98L116 95ZM122 94V95H121ZM127 94V95H126ZM138 95H140V93H137ZM143 93H141V95L140 96H138V97H143L144 98V96L142 95ZM5 95V96H4ZM14 95V96H13ZM23 95H24V97L29 101V100H31L32 98H33V100H34V103H36V104H34L33 103V105H30L28 102L26 103V105H28V106H30V107H26V106H24V101L25 100H23L22 99V97H23ZM29 95V96H28ZM31 95V96H30ZM39 95V96H38ZM91 95H92V97H95V99L93 100V101H91L92 100V98H91ZM131 97H130V96ZM164 95V94H163ZM215 95V96H214ZM4 96V97H3ZM13 96V97H17L18 98V100L16 99L15 101H13L15 98H11V97ZM38 96V98H36ZM148 96H149V94H148ZM206 96H207V98H206ZM30 97V98H29ZM46 97V98H45ZM85 97V98H84ZM11 98V99H10ZM34 98H36V100L34 99ZM100 98V99H101ZM104 98H106V99H104ZM118 99V100H115V99ZM149 98V97H148ZM164 98H165V96H164ZM194 98V99H195ZM91 99V100H90ZM100 99L99 100H95V101H100ZM144 99H147L146 97L144 98ZM202 99H204L203 101H202ZM33 100H31L32 102H33ZM114 100L116 101V102H114ZM140 100V99H139ZM30 101V102H31ZM141 101V100H140ZM202 101V102H201ZM98 102H96L95 103V106L97 107V106H99L100 105V103L99 104H97ZM141 102H143V101H141ZM213 102V103H212ZM4 105H3V104ZM77 103V104H76ZM115 103V104H114ZM148 102H146V104L145 103H143V104H145V105H148L147 104ZM217 103L219 104V105H217ZM91 104V105H90ZM38 105V104H37ZM114 105V106H113ZM204 105H205V107H204ZM207 105V106H206ZM24 106V108L22 109V107ZM93 106V108H96V107H94V105H92ZM193 106V107H194ZM25 107H26V109H25ZM193 107L191 108L192 109V111H194L193 110ZM99 108V107H98ZM115 109V111H113L114 109ZM148 107H146V109H147ZM199 108V109H200ZM235 109H232V113H237L239 110H240V107H237V106H235L234 107ZM238 108H239V110H238ZM63 109H65V110H63ZM68 110V111H67ZM70 110V111H69ZM89 111H92V107L91 108H89L88 109ZM208 110V111H207ZM64 111V112H63ZM86 111V112H85ZM207 111V112H206ZM12 112V111H11ZM99 112V113H98ZM102 112H104L103 111V109H102ZM202 112H204V114L202 113V115H201V113ZM206 112V113H205ZM211 112V113H210ZM17 113H15V114H17ZM25 113V115H23V114ZM33 113V114H32ZM93 113H95V117L97 116V118H95L94 117V114ZM199 113V114H198ZM213 113V114H212ZM231 113V112H230ZM60 114V115H59ZM84 114H86L85 116L87 117V118H85L84 120H83V115ZM111 114V115H110ZM206 114V115H205ZM64 115V116H63ZM110 115V116H109ZM114 115V116H115ZM205 115V116H204ZM9 116V115H8ZM24 116L26 117V116H28V117H26L25 119H24ZM57 116H58V119H57ZM89 116V117H88ZM102 116H104V117H102ZM200 116V117H199ZM201 116H203V117H201ZM6 117V116H5ZM4 117V118H5ZM93 117H94V119H93ZM113 118V119H111V118ZM197 117V118H196ZM52 118V117H51ZM61 118V119H60ZM89 118V119H88ZM105 118H106V121H105ZM108 118H110V119H108ZM199 118H201V119H199ZM227 118H229V115H228V117ZM1 119H3V118H1L0 117V120ZM15 119V123H16V121H17V123H21V122H24V123H22L23 124V127L25 126V127H27V128H23L22 127V124H18V125H11V124H13L14 122H11V121H13ZM21 119V120H20ZM22 119H24V120H22ZM60 119V120H59ZM90 119H91V122H90ZM96 119L98 120L97 122H98V126H97V128H99V131H97V128L96 129H94V130H92L93 129V125L94 124H96L97 122H96ZM197 119H199V120H197ZM10 120V121H9ZM19 120V121H18ZM95 120V121H94ZM103 120H104V122L106 123L108 120H109V123L108 124H111V122H112V124L110 125L111 127V129H112V131L110 130V129H108L107 127H109L108 126V124H102L103 123ZM83 121V122H82ZM84 121H86L88 124H85V122ZM92 121H93V123H92ZM143 121V120H142ZM206 121V120H205ZM11 124H10V123ZM82 122V123H81ZM7 123V124H6ZM8 123H9V125H10V127L13 129V131H14V134L17 132V130H18V128H20V130H21V132L18 130V133H16V135L14 136V134H13V131L11 130V129H9V125H8ZM14 123V124H15ZM115 123V125L117 126H115V125H113ZM208 123H211V122H208ZM102 124V125H101ZM199 124V125H198ZM6 125V126H5ZM20 125V126H19ZM84 125H85V128H84ZM90 125V126H89ZM92 125V126H91ZM97 125V124H96ZM95 125V126H96ZM104 125H106V127H104ZM113 125V126H112ZM205 125V126H204ZM3 126V127H2ZM8 126V127H7ZM31 127V129H29L30 127ZM87 126V127H86ZM116 127V131L115 130H113L115 127ZM203 126H204V128H203ZM13 127H15L16 129L14 130V128ZM114 127V128H113ZM203 129H202V128ZM6 128V129H5ZM9 130H8V129ZM38 128H40L39 127V125H38ZM119 128V129H118ZM34 129V128H33ZM41 129H43V127L41 128ZM87 129H89V131H94V132H97V133H94V136H91V137H93L92 139H96L97 137V140L99 141H95L94 142V140H92L91 139V137L89 136V135H87V134H89V133H86V132H88L87 131ZM129 129V131H127ZM199 129V130H198ZM7 130V131H6ZM40 130V129H39ZM120 130V131H119ZM197 130H198V132H197ZM9 131V132H8ZM12 133H11V132ZM16 131V132H15ZM49 131H51V133L49 134ZM85 131V132H84ZM115 131V132H114ZM201 131H202V134L203 133H205V135L203 134H201ZM205 131V132H204ZM5 132V133H4ZM193 132H196V133H194L195 135L192 137L191 135H193L192 133ZM206 132H208V133H206ZM4 135H3V134ZM25 133V135H23ZM39 133V132H38ZM101 133V134H100ZM103 133V134H102ZM132 133V134H133ZM8 135V137L6 136V135ZM11 134H13L12 136H10ZM20 134V135H19ZM40 134V133H39ZM48 135V136H46V135ZM98 134V135H97ZM101 135V137H102V139H103V141L100 139V135ZM3 135V136H2ZM19 135V136H18ZM38 135V134H37ZM51 135V136H50ZM96 135V136H95ZM103 135H104V138H103ZM122 135V136H121ZM124 135H126L125 137L126 138H128L129 139V141H131V142H129L128 141V139L126 140V142L128 143L129 142V144L127 145V146H131V147H126L125 148V150L127 149V151L131 154L132 152V150L133 149H137V151H140L139 149H138V144L140 143V145H142V146H145L144 144H141V143H143L145 140L144 139H140L139 137V135H136V134H133V136L129 133V134H127V133H125ZM129 137H128V136ZM189 135V134H188ZM199 135V134H198ZM4 136H5V138H4ZM16 137V139H18L19 137L21 138V140H22V145H21V143H18L17 141H21L20 140V138L18 139V140H16V139H14V137ZM18 136V137H17ZM23 136V137H22ZM90 138H89V137ZM106 136H110V137H106ZM112 136V137H111ZM115 136V137H114ZM130 136H131V139H133L132 137H137L138 136V138L136 139H133V140H139L140 142L137 144V142H135V141H133V140H130ZM4 138V139H1V138ZM7 137V138H6ZM9 137H10V139H9ZM86 137H88V138H86ZM95 137V138H94ZM12 138V139H11ZM109 138H111V140H115L116 142L114 143V141H112L113 142V147L111 146L112 145V142L110 143V141L111 140H108V141H106L107 139H109ZM116 138V139H115ZM89 139H91V141H89ZM15 141V142H14ZM109 143L108 145L112 148V150L113 151H111V148L110 149H108V147L109 146H105V145H107V143ZM141 141H143V142H141ZM223 141V140H222ZM10 142L13 144L12 146H11V144H10ZM104 142V144H102V143ZM145 142H147V141H145ZM144 142V143H145ZM15 143H18V144H15ZM130 143H131V145H130ZM133 143V144H132ZM116 144L118 145L117 147H116ZM137 144V145H136ZM148 144V143H147ZM15 145V146H14ZM22 146L21 148H19L18 146ZM136 145V147H134V146ZM139 145V146H140ZM17 146V147H16ZM35 146H36V148H35ZM12 147V148H11ZM15 147L17 148V149H15ZM115 147L116 148H119V149H115ZM134 147V148H133ZM108 150H107V149ZM116 150V152H117V154H116V152H115V154L116 155H114V149ZM121 148V149H120ZM130 148V149H129ZM132 148V149H131ZM23 149V148H22ZM0 150V151H1ZM6 150H7V152H6ZM13 150V152H11ZM110 150V151H109ZM124 150V151H125ZM133 151V153H134V155L136 156L135 158H139V159H141V157L144 155V154H142L143 152L142 151H140L141 153H138L137 151ZM5 151V152H4ZM127 151H125L126 153H127V155L128 156H130V154L127 152ZM9 152H11V153H9ZM113 153L112 155L110 154V153ZM12 154V155H8V154ZM125 153V154H126ZM5 154V155H4ZM138 154H140V156L138 155ZM142 154V155H141ZM14 155V156H13ZM114 155V156H113ZM137 155H138V157H137ZM2 156H4V157H2ZM7 157V161L6 160H2V158L3 159H6V157ZM12 157V158H9V157ZM132 156V158L134 157L133 156V154L131 155ZM113 158L115 159L114 161H113ZM9 159H10V161H9ZM13 160V161H12ZM19 160V159H18ZM3 161H4V163L6 164V165H4L3 164ZM113 162H114V164H113ZM9 163V164H10ZM220 164V163H219ZM111 165H112V167H111ZM207 165H206V167H205V169H204V173H203V175H201V174H196L194 171H192L191 173H184L183 174V181H182V183H181V199H182V206H181V208H182V217H181V234H180V240H181V242H180V246H179V249H180V254L181 255H183V256H185L186 254H185V252L186 253H189L190 255H192V256H190V255H186L185 256V259H187V260H191L190 262H188V263H192V260H194L193 261V263L192 264H207L210 260H211V258L209 259V258H206V257H211L210 256V253L209 252H211L210 250H212L211 249V247H206V245L208 246V244L210 243V242H206L205 240L207 239V238H212V237H210L211 235L210 234H212V236H213V238L215 237V235L214 234H217V232L219 233V232H222V230H224V229H226V230H232L233 228H235V231H236V229H237V231L240 233V234H238V235H240V236H242V234L244 233V225H245V222L244 221H246V222H250V223H252V225L253 224H256L257 223V221L258 220H260V218H262V220L264 221V205L263 206H260V204H261V202H260V200H259V198L257 197L258 195H257V191H258V185H259V174H260V167H261V165H260V163H256V164H253L251 167H253V168H247V169H244L243 168V166L242 165H234L232 168H231V170L229 171V175H227V173H225L224 174V176H223V178H221V182L219 183V188L218 189H213V188H210V187H208V185H207V183H206V180L204 181V183H203V181L202 182H200V180L202 179L203 180V176L205 175V174H207L209 171H210V168L209 167H207ZM1 166H3V167H1ZM115 166H117L118 168L116 169V167ZM220 166V168H222L221 167V165H219ZM198 167V165H197V163H196V161H194L193 163H192V167H191V170H196V168ZM114 171H116V172H114L113 173V170ZM2 169V170H1ZM109 169H111V170H109ZM109 170V171H108ZM118 170V171H117ZM7 171V170H6ZM111 171V172H110ZM185 171V170H184ZM22 172H24V173H22ZM115 174H117V175H115ZM191 174V176H190V180L191 181H188V175H190ZM22 176V177H21ZM245 176H248L249 177V179H250V185H248V186H250L249 188V190H250V196H251V198L250 197H248L247 196V192H245V191H243L242 189H243V185H242V183H241V181H242V177H245ZM20 177V178H19ZM118 178V179H117ZM230 178H232V180H233V192H234V195H232L231 193H233V192H231L229 189V187H228V184H229V179ZM12 180H14V178L12 179ZM113 183V184H112ZM120 183V185L119 186H117L118 184ZM12 186V187H13ZM202 186H204V190H205V200H204V202H206L205 204H206V207H208V208H210L211 210H209V212H211L213 209L216 211L215 213L217 214V218L218 219H216L215 220V222H213L212 220H210V222L207 224V222L204 220L205 219V213L199 208L200 207V199L198 198V195H199V190L198 189H200ZM16 187H13L14 189H17ZM103 190V191H102ZM11 191H13L12 189H11ZM14 191H16V190H14ZM2 192V193H1ZM19 192V193H18ZM101 192H103V193H101ZM3 193H4V197H3ZM16 193V192H15ZM2 194V195H1ZM103 194V195H102ZM106 196H108V199H107V197ZM106 197V198H105ZM1 198H0V200H1ZM101 198V199H100ZM96 199H98V201H100V213L98 214V219L96 218V216H97V214L96 215H93L94 217H95V219H93V216L92 217H89L90 215L86 212V208H87V206H89L90 204H92ZM100 199V200H99ZM248 199H250L251 201H253L251 204V207H252V209H253V211H251L250 212V214H249V216H247L246 215V213H245V208H246V205L248 204L247 203V201H248ZM104 201V204H105V206H104V204L102 203L103 201ZM109 200H111L109 203H108V201ZM91 201V202H90ZM97 201V200H96ZM106 201V202H105ZM113 201V202H112ZM111 202H112V204H111ZM102 204H103V206H102ZM109 204V205H108ZM202 204H203V202H202ZM108 205V206H107ZM116 207V206H115ZM119 206H117L116 208H118ZM116 208H115V210H116ZM84 209H85V211H84ZM50 210V211H49ZM106 210V211H105ZM85 214H84V213ZM219 214V215H218ZM88 215V216H87ZM113 215V216H112ZM108 216V217H107ZM112 216V217H111ZM81 217H84V218H87V219H85L84 220V218L83 219H81ZM101 217V218H100ZM108 218V220H107V218ZM110 217H111V220H113L112 222H111V220H109L110 219ZM114 217V218H113ZM101 220H100V219ZM102 218H104L103 220L104 221H102ZM259 218V219H258ZM76 219H77V221H76ZM79 219H81V220H79ZM97 219V220H96ZM117 219V218H116ZM75 220V221H74ZM93 220V221H92ZM95 220V221H94ZM119 220V219H118ZM117 220V221H118ZM82 221H84L83 223H82ZM91 221V222H90ZM100 222L99 223V226L97 225L98 224V222ZM102 221V222H101ZM107 221V222H106ZM109 221V222H108ZM54 222V223H53ZM64 222V223H63ZM20 223V224H19ZM21 223H23V224H25L24 226H22L23 224H21ZM26 223H28L27 225H29L30 224V226L28 227V226H26ZM45 223L47 224V226H49V231L48 232H45V230H42L43 228H45L44 226H45ZM88 223L92 226L91 228H89L90 226L88 225ZM97 223V224H96ZM106 223V224H105ZM31 224H32V226H31ZM41 224H43V226H41V231H42V234L45 232V234L44 235H42L41 234V232L39 231V225H41ZM18 225V226H17ZM251 225V226H252ZM36 226V227H35ZM109 225H107L106 227H108ZM31 227H33V228H31ZM43 227V228H42ZM106 227H103V228H105L106 229ZM255 227V226H254ZM26 228H28V229H26ZM87 229V231H86V229ZM232 228V229H231ZM85 229V230H84ZM217 229V230H216ZM98 230H96V231H98ZM216 230V231H215ZM220 230V231H219ZM234 230V229H233ZM232 230V231H233ZM29 231H31L32 233H28ZM60 230L58 229V232H59ZM78 231V232H77ZM215 233H214V232ZM60 232H62V231H60ZM71 232H73V231H71ZM89 232V233H88ZM256 232V231H255ZM258 232V231H257ZM75 233H79L80 235L79 236H81V237H79L80 239H77L78 237V235L76 236L75 235ZM41 234V235H40ZM87 234V235H86ZM90 234V235H89ZM84 235V236H83ZM235 235H236V233H235ZM50 236V237H49ZM77 238H76V237ZM87 236H89L88 237V239H87ZM205 236H207L206 238H202V237H205ZM102 237V241L103 240H105L103 243L105 244V246L104 247H102L103 246V243H102V241L100 242L99 240H101L100 238ZM76 239V241H74L75 239ZM89 238L91 239L90 240V242H85V241H89ZM232 238H233V240H234V244H237L238 246H236V248L237 249H240L239 248V245L241 246V239H240V237L239 238H236L235 236H232ZM41 239V240H40ZM81 239H83L82 241H81ZM200 239V240H199ZM205 239V240H204ZM36 240H37V242H36ZM38 240H40L39 242H38ZM68 240V241H69ZM81 241V242H79V241ZM85 240V241H84ZM214 240V239H213ZM85 242V244H84V242ZM96 241V243L98 244V245H96V244H94L93 242H95ZM98 241V242H97ZM205 241V242H204ZM235 241H236V243H235ZM241 241V242H240ZM99 242L101 243L100 245H99ZM117 242V241H116ZM202 242V243H201ZM75 243H79V247H80V245H81V247L79 248L78 247V249L77 250H74V249H76V247L78 246L77 244H75ZM205 243H207V244H205ZM211 243H212V240H211ZM210 243V244H211ZM35 244V245H34ZM39 246V248H38V246ZM96 245V246H94V245ZM116 244L117 243H114L113 245H115V247L118 249V246H116ZM202 244H203V246H202ZM214 244V243H213ZM69 245H70V247H69ZM75 245H77L76 247H75ZM118 245V244H117ZM204 245H205V248H206V255H204L205 253H204V249H203V247H204ZM119 246H120V244H119ZM98 248L99 249V251L100 252H98V251H96V250H98V249H96V248ZM100 247V248H99ZM114 247V248H115ZM213 247V246H212ZM29 248V249H28ZM34 248V249H35ZM93 248H95L94 250H93ZM115 248V249H116ZM208 248H210V249H208ZM68 249H70V250H68ZM187 249H189V250H192L193 252H191V251H188ZM202 249V250H201ZM36 250V249H35ZM75 252H74V251ZM207 250H209V251H207ZM29 251V252H30ZM66 251H67V253H66ZM72 251V252H71ZM96 251V252H95ZM188 251V252H187ZM202 251H203V253H202ZM239 251H241V249L239 250ZM50 252V253H49ZM82 253V255H80L81 253ZM47 253H49V260L50 261H52L50 264H53L56 260H58V262H59V256H61L60 258H64V257H62L63 255H62V253H60V254H58V253H56V257L54 258V256H55V254H53L54 252H51L50 250H48L47 251ZM51 253H52V255H51ZM73 253V254H72ZM76 253H80L79 255L77 254V256H78V258H79V256H80V260H85L86 258H89L90 256L92 257V255H93V257L91 258V259H86L84 262H82V261H80L79 262V259H77V256H76ZM95 253H97V254H95ZM75 254V255H74ZM92 254V255H91ZM185 254V255H184ZM196 254V255H195ZM209 254V255H208ZM53 256V258H52V260H51V256ZM58 255V256H57ZM68 255V256H67ZM75 256V257H72V256ZM193 255H195V257L193 256ZM188 256V257H187ZM203 256H206V257H203ZM57 257H58V259H57ZM82 257V258H81ZM191 257H192V259H191ZM15 258V259H14ZM209 259V260H206V259ZM73 259H74V261H73ZM42 260H43V258H42ZM41 260V261H42ZM48 260V261H49ZM55 260V261H54ZM62 261H63V259H61ZM60 260V261H61ZM72 260V261H71ZM100 260V259H99ZM99 260H98V262H99ZM49 261V262H50ZM62 261L61 262H59V263H61V264H63L64 262H65V260L63 261V263H62ZM186 261V260H185ZM49 262H48V264H49ZM58 262L56 261L55 262V264H58ZM209 264V263H208Z\"/></svg>",
    "mask_w": 264,
    "mask_h": 264
}]
</instances>
